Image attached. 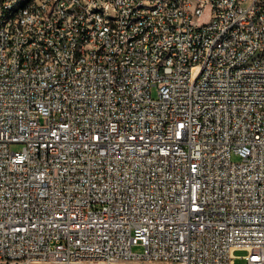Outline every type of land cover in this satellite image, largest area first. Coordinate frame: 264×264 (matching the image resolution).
Instances as JSON below:
<instances>
[{
    "label": "built area",
    "instance_id": "1",
    "mask_svg": "<svg viewBox=\"0 0 264 264\" xmlns=\"http://www.w3.org/2000/svg\"><path fill=\"white\" fill-rule=\"evenodd\" d=\"M30 3L0 34V264H264V0Z\"/></svg>",
    "mask_w": 264,
    "mask_h": 264
},
{
    "label": "bare ground",
    "instance_id": "2",
    "mask_svg": "<svg viewBox=\"0 0 264 264\" xmlns=\"http://www.w3.org/2000/svg\"><path fill=\"white\" fill-rule=\"evenodd\" d=\"M43 1V0H36ZM32 0H12L7 7V11H1L0 3V34L4 31V25H12L11 15H17V18H24V13L31 11ZM144 9V2H137L134 5V14H141ZM93 15L99 19L105 28H113V22L116 20V12L109 9V3H101L93 6ZM53 33H62V23L53 22ZM88 47H95V39H88ZM61 53H66V43L58 42V48L51 49V59L61 58ZM181 57L173 58V67H181Z\"/></svg>",
    "mask_w": 264,
    "mask_h": 264
},
{
    "label": "rangeland",
    "instance_id": "3",
    "mask_svg": "<svg viewBox=\"0 0 264 264\" xmlns=\"http://www.w3.org/2000/svg\"><path fill=\"white\" fill-rule=\"evenodd\" d=\"M13 148L19 150L22 148V144H16L13 146ZM134 250L137 252H141L143 250V248L141 246H137L134 248ZM245 254H246V252H244V251H237L236 252L237 257L234 260V264H247V260L244 257H241Z\"/></svg>",
    "mask_w": 264,
    "mask_h": 264
}]
</instances>
